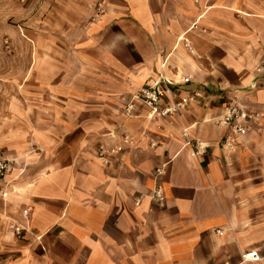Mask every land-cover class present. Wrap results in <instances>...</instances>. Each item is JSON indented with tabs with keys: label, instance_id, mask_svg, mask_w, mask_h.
<instances>
[{
	"label": "crops",
	"instance_id": "crops-1",
	"mask_svg": "<svg viewBox=\"0 0 264 264\" xmlns=\"http://www.w3.org/2000/svg\"><path fill=\"white\" fill-rule=\"evenodd\" d=\"M30 1L0 111V264H264V0ZM159 74L201 97L148 119L134 94ZM231 97L260 120L227 149Z\"/></svg>",
	"mask_w": 264,
	"mask_h": 264
},
{
	"label": "built area",
	"instance_id": "built-area-1",
	"mask_svg": "<svg viewBox=\"0 0 264 264\" xmlns=\"http://www.w3.org/2000/svg\"><path fill=\"white\" fill-rule=\"evenodd\" d=\"M22 1V0H16ZM164 61L161 63V67L164 66ZM190 81L189 76L181 78L182 83H188ZM176 82L159 74L158 77L150 84L140 86L137 92L134 94V98L139 100L147 109L148 119L164 118L169 116L178 115L181 110L192 103L197 98L201 97L199 91H191L184 95H179L174 87ZM253 87V86H251ZM134 106L133 102L127 103L125 107L126 114H129ZM260 120V114L254 110L243 105L238 98L231 97L224 107L223 113L216 119V123L225 126L228 131L223 139V145L227 149H231L234 146V138L245 134L253 126H258ZM183 136L187 139L186 129L183 130ZM121 142L124 145L131 144L129 136L122 135ZM188 146H191V153L193 156L201 155L204 150L199 147H193L190 140L186 141ZM153 145V144H152ZM123 149L122 146H116L110 149H105L103 146L98 147L99 157L103 158L106 155L111 156L118 154ZM104 164L108 163L107 158L103 160ZM11 160L3 157L0 151V189L4 186V178L10 173L12 169ZM162 168L156 169V175L160 174ZM5 196V193H2ZM151 200L157 203L159 206L163 204V197L160 189H154L151 196ZM137 203V200L135 201ZM22 215L26 217V212L23 211ZM8 228L16 235H20L23 228L10 224ZM260 259L259 254L256 251L244 252L241 255V264L248 262H255Z\"/></svg>",
	"mask_w": 264,
	"mask_h": 264
},
{
	"label": "rangeland",
	"instance_id": "rangeland-1",
	"mask_svg": "<svg viewBox=\"0 0 264 264\" xmlns=\"http://www.w3.org/2000/svg\"><path fill=\"white\" fill-rule=\"evenodd\" d=\"M32 6L33 1L23 4L16 0H0V111L4 96L9 93L6 87L18 84L20 70L27 63L11 55L31 51V44L24 37L34 35L35 11Z\"/></svg>",
	"mask_w": 264,
	"mask_h": 264
}]
</instances>
